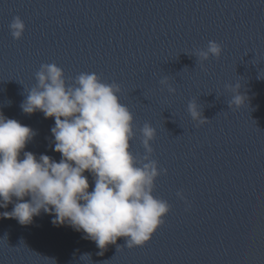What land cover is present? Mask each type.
<instances>
[{
	"label": "clouds",
	"instance_id": "clouds-1",
	"mask_svg": "<svg viewBox=\"0 0 264 264\" xmlns=\"http://www.w3.org/2000/svg\"><path fill=\"white\" fill-rule=\"evenodd\" d=\"M9 28L19 40L26 24L16 15ZM221 54L222 45L214 40L195 52L201 62ZM35 78L37 83L20 107L26 114L39 110L46 118H55L51 133L61 159L57 162L46 154L37 157L23 151L36 130L0 112V208L14 204L11 211L0 212V217L27 225L41 210L55 213L54 225L67 223L82 230L84 238L101 250L98 255L110 244H116L117 250L124 246L117 244L120 237L126 238L128 248L143 246L165 223L171 209L167 200L153 194L156 178L168 171L151 158L157 129L150 122L139 129L146 151L137 155L132 151L137 134L135 117L120 100L119 83H108L95 72L66 77L55 62L42 63ZM160 84L171 93L177 91L167 75ZM225 87L235 93L229 107L245 103L247 96L239 91V82ZM188 111L200 124L210 121L196 99L189 101ZM85 171L94 177L91 191ZM177 195L186 200L182 191ZM80 258H91V254Z\"/></svg>",
	"mask_w": 264,
	"mask_h": 264
},
{
	"label": "water",
	"instance_id": "water-1",
	"mask_svg": "<svg viewBox=\"0 0 264 264\" xmlns=\"http://www.w3.org/2000/svg\"><path fill=\"white\" fill-rule=\"evenodd\" d=\"M190 2L0 0V112L36 130L23 151L61 159L51 133L55 118L39 110L26 114L20 107L37 83L40 65L55 62L66 77L95 72L121 85L120 100L135 117L132 151L141 155L139 129L153 123L166 87L160 80L170 75ZM16 15L26 24L19 40L9 28ZM84 175L93 190L94 177L89 171ZM13 207L9 204L0 212ZM54 215L41 210L27 225L0 217V264H90L96 243L67 223L54 225ZM84 253L91 258H80Z\"/></svg>",
	"mask_w": 264,
	"mask_h": 264
}]
</instances>
